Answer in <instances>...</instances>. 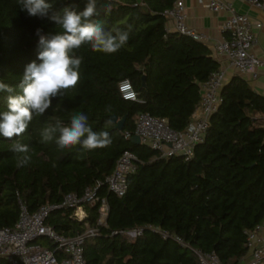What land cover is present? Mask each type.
<instances>
[{
  "label": "trees",
  "instance_id": "16d2710c",
  "mask_svg": "<svg viewBox=\"0 0 264 264\" xmlns=\"http://www.w3.org/2000/svg\"><path fill=\"white\" fill-rule=\"evenodd\" d=\"M176 1L97 0L98 9L111 7L94 19L113 33L127 31L128 41L112 54L82 46L76 52L82 58L77 87L54 99L42 116H34L22 136L0 137V229L14 225L21 205L34 212L60 204L67 194L81 196L104 181L122 152L129 150L138 161L127 176L125 194L118 197L105 185L97 192L106 198L109 212L99 233L84 241L86 264H200L193 249L214 252L223 264L242 261L246 231L264 220V95L234 74L222 88V102L210 118L204 141L189 160L159 158L157 151L124 135L134 131L141 112L167 119L174 131L184 129L200 101V84L221 68L203 42L166 32L163 13ZM45 2L52 4L50 15H62L65 7L83 10L86 0ZM38 28L42 35L59 31L47 18L22 11L18 0H0V82L16 87L25 66L33 60L40 63ZM124 79L130 80L142 103L122 98L118 84ZM6 95L0 91V111L6 110ZM77 113L88 116L93 131H107L111 143L83 150L79 145L60 149L55 139L42 142L45 127L56 119L68 125ZM113 115L125 117L122 130ZM17 141L28 146L31 157L23 166L11 150ZM98 205H85V220L74 217L70 208L53 209L45 224L61 235L75 236L85 223L96 226ZM134 228L143 232L132 241L113 234ZM42 244L55 249L52 242ZM0 264L9 263L0 257Z\"/></svg>",
  "mask_w": 264,
  "mask_h": 264
},
{
  "label": "built area",
  "instance_id": "2783aa9c",
  "mask_svg": "<svg viewBox=\"0 0 264 264\" xmlns=\"http://www.w3.org/2000/svg\"><path fill=\"white\" fill-rule=\"evenodd\" d=\"M197 1L213 12L228 13L222 25L226 36L214 42L211 47L212 52L222 58L234 74L245 79L257 78L259 68L264 66V59L257 57L251 51L257 42V37L253 31L254 24L250 16L247 13L238 12L233 3L227 0ZM244 1L264 9V0ZM184 9L183 0H177L171 8L164 11L166 32H179L196 41H204L205 36L200 31L186 24ZM256 26L260 27L261 24L257 23ZM227 81L226 70L220 68L200 84V101L184 129L174 131L170 128L167 119L141 112L136 117L134 131L125 132V137L131 138L137 135L140 144L157 151L159 158L181 156L185 160L191 159L194 148L204 141L211 116L218 111L222 102V88ZM118 89L123 99L143 102L130 80H122L118 84ZM137 161V156L133 152L124 150L111 174L104 181H97L93 186L86 188L81 196L76 193L67 194L60 204L42 206L34 212L28 211L24 205H21L19 217L14 225L0 229V257L5 258L9 264H86L83 256L84 241L99 233L98 226L106 224L109 212L106 198L97 196V192L105 185L108 192L118 197L123 196L127 190V176L134 171ZM97 202L99 205L96 226L85 223V229L75 236L61 235L45 224L50 211L62 207L72 209L74 217L85 220L87 218L85 205L93 206ZM263 228L264 220L253 229L246 231L247 253L239 264H264V236L260 234ZM142 232V228H134L115 231L113 234L120 233L132 241ZM166 236L167 234H163V237ZM44 240L52 242L55 249L51 250L43 245ZM176 240L182 246H187L180 238L176 237ZM193 251L200 264H223L214 252L205 253L198 249Z\"/></svg>",
  "mask_w": 264,
  "mask_h": 264
},
{
  "label": "clouds",
  "instance_id": "9594fccd",
  "mask_svg": "<svg viewBox=\"0 0 264 264\" xmlns=\"http://www.w3.org/2000/svg\"><path fill=\"white\" fill-rule=\"evenodd\" d=\"M18 5L29 16L54 22L59 31L42 35L41 30L36 29L40 63L36 60L28 63L16 87L0 82V91L7 93L6 110L0 111V137L8 140L22 136L34 116H42L52 107L54 99L77 87L82 62L76 55L77 50L88 45L92 51L112 54L124 47L129 38L127 31L117 29L113 33L106 30L102 20L94 19L101 10L110 11L111 7L103 5L98 9L97 0H86L81 11L65 7L62 15H50L52 4L45 0H18ZM41 137L44 143L55 139L60 149L79 145L83 150H94L111 143L107 131H93L84 113L73 115L68 125L56 119L54 125L43 129ZM11 150L18 154V165L30 162L27 145L17 141Z\"/></svg>",
  "mask_w": 264,
  "mask_h": 264
},
{
  "label": "crops",
  "instance_id": "0c3cea01",
  "mask_svg": "<svg viewBox=\"0 0 264 264\" xmlns=\"http://www.w3.org/2000/svg\"><path fill=\"white\" fill-rule=\"evenodd\" d=\"M233 3V6L238 12L247 13L253 24V31L256 34L257 42L252 47L251 51L257 57L264 59V9L258 8L244 0H227ZM186 14V24L198 31L204 36V44L208 47L213 46L215 41L220 40L226 33L222 30V25L227 18L226 11L213 12L206 7H203L197 0H183ZM261 24L257 27L256 24ZM213 56L221 63V68L226 70L228 80L234 75L231 68L219 56L213 53ZM249 78V77H248ZM253 89L264 95V66L259 68V75L255 79H247ZM260 234L264 236V228Z\"/></svg>",
  "mask_w": 264,
  "mask_h": 264
},
{
  "label": "water",
  "instance_id": "95a60500",
  "mask_svg": "<svg viewBox=\"0 0 264 264\" xmlns=\"http://www.w3.org/2000/svg\"><path fill=\"white\" fill-rule=\"evenodd\" d=\"M142 87L145 88L146 84H145V76L142 77ZM112 119L116 122V127L118 130H122L123 128V123L125 120V117H122L121 119H117V116H112ZM131 141L136 143V144H140V140L139 137L137 135H134L131 137Z\"/></svg>",
  "mask_w": 264,
  "mask_h": 264
}]
</instances>
